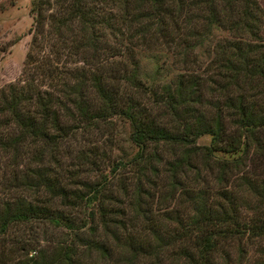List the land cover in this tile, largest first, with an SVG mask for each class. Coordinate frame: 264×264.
<instances>
[{"label": "trees", "instance_id": "1", "mask_svg": "<svg viewBox=\"0 0 264 264\" xmlns=\"http://www.w3.org/2000/svg\"><path fill=\"white\" fill-rule=\"evenodd\" d=\"M29 12L31 39L45 29L80 64L40 56L35 76L0 87V239L27 223L61 231L50 254L11 236L30 240L12 264H264L256 0H31ZM123 123L134 152L95 160ZM78 138L96 178L60 171Z\"/></svg>", "mask_w": 264, "mask_h": 264}, {"label": "rangeland", "instance_id": "2", "mask_svg": "<svg viewBox=\"0 0 264 264\" xmlns=\"http://www.w3.org/2000/svg\"><path fill=\"white\" fill-rule=\"evenodd\" d=\"M30 2L31 0H0V87L12 82L20 83L22 82L21 78L27 77L28 74L35 76L33 73V65L30 62L33 60L37 62L40 56H48L51 61L57 60L54 65L60 67V69L72 68L80 64V61L76 59L75 55L65 54L61 50L63 48L49 46L51 37L45 36V29L43 30L42 37L35 36L31 39L32 18L29 12ZM256 2L262 11L261 34L262 40L264 41V0H256ZM47 11L49 10H45V12ZM214 33L216 36L221 34L218 31H214ZM55 49L57 51L59 50V52L55 51ZM27 53L29 54L28 56H26ZM168 62L169 60H165L164 64L167 66ZM143 63L144 61L142 60L141 64L143 65ZM145 68H149V66L145 64ZM171 72L172 70L169 71V73ZM113 135L115 142L111 146V151H108L104 142L101 141L97 150H95V160L102 158L97 155L99 150H106L105 155L108 154L110 160H116L118 157H128L134 152L135 147L130 145L127 140V125L125 123L119 124L116 134ZM195 141L198 144H204L208 141V137L201 135ZM89 143L90 140H79V138L76 141L67 143L68 146L64 150L62 149L63 155L57 156L60 171L63 174L66 175L67 169L71 170L77 167L76 173L78 176L80 175L79 178H83V176L96 178L94 172L88 170L89 167L83 164L80 165L81 160L76 157L78 149L83 147L86 149ZM161 154L163 158H170V149L163 145L161 147ZM100 162H102L100 166L103 163L105 164L103 160ZM118 199L122 201L126 200L121 194L118 195ZM116 203L119 204V202ZM20 233L24 234L25 237L35 239L31 240L32 243L34 242V249L28 251L27 256H29L30 254H36L35 249L38 248H42L47 251V254H50L52 251L51 246L55 243V239L61 234V231L46 222L29 224V227L28 223L25 225H14L0 239V264H12L15 259L23 257L21 249L18 248V244L22 241L28 242L30 240L10 239L11 236H17ZM231 255L234 256V250L231 251Z\"/></svg>", "mask_w": 264, "mask_h": 264}]
</instances>
